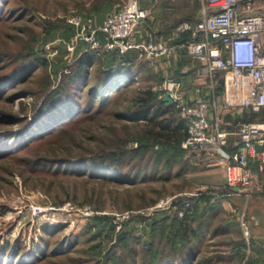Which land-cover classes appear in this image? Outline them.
<instances>
[{"label":"rangeland","instance_id":"1","mask_svg":"<svg viewBox=\"0 0 264 264\" xmlns=\"http://www.w3.org/2000/svg\"><path fill=\"white\" fill-rule=\"evenodd\" d=\"M118 1L122 0H0V245L5 241L10 245L16 241L21 243L15 253L11 246L0 263L119 264L124 258L131 263L127 247L134 244L141 249L138 255L141 261L153 237L151 221L161 217L165 210L173 212L174 209L159 208L148 215L134 213L117 229L118 213L148 208L168 194H178L181 201L195 190L206 199L193 200L192 211L201 202L205 219L200 225L201 235L194 237L198 244L192 264H242L244 254L252 251L253 230L248 209L256 196V188L251 196L242 193L243 201L238 206L231 204L233 209L228 200H224L227 197L223 193L229 190L225 165L218 163L216 158H208L204 150H191L184 145L183 138L179 147L183 153L173 168L169 170L162 163L155 171L151 160L147 165L153 174L145 179L142 177L145 168L140 169L144 167V161L141 166H125L123 178L94 174L100 169L93 163L78 162L80 157L94 155L92 151L98 142L95 134L112 133L109 129L115 127L121 134L135 128L141 130L142 123L129 122L116 111L128 109L135 89L149 86L155 90L153 86L164 77L182 74L177 67L174 70L168 68L167 57L148 59L137 73H132L128 88L112 95L109 113L89 119L80 111L68 117L69 120L65 118L64 122L54 125L56 127L51 125L49 130L46 129L51 132L37 133L41 138L32 136L33 140L23 141L16 137L42 106L47 91L59 88L62 74L72 70L78 58L89 49L85 41L76 36V28L68 21V15L73 11L83 16L92 15L99 23ZM160 2L157 9L160 18L171 19L169 14L174 13L172 19L177 21L184 19L183 15H197L191 9L198 7L197 0ZM162 7L167 11L170 8L167 15ZM143 23L150 31L151 25ZM71 44L74 48H69ZM37 56L44 59L45 65L33 66L30 59ZM187 61L185 67L193 81L196 75L204 73L205 64L196 56H190ZM98 72V64L88 69L89 84L84 90L96 83ZM219 74L221 91L223 79ZM184 79H188L186 75ZM155 91L160 97L161 91ZM85 98L83 94L82 101ZM174 111L180 116L176 107ZM247 116L253 120L264 119V108ZM74 117L77 119L73 120ZM130 137L128 145L137 146L138 137ZM46 158L53 160L48 163ZM259 179L257 195L264 199V175ZM33 203L43 207V213L32 215L29 206ZM64 204L73 208L54 210ZM243 212L251 226L250 244L241 225ZM198 220L191 219L190 223L195 225ZM89 223H98L99 227L105 225L101 239L87 240L83 230ZM49 224H62V227L43 232L42 227ZM123 230L140 236V240L120 246L119 258L114 253L111 257V245ZM242 246L245 249L242 250Z\"/></svg>","mask_w":264,"mask_h":264},{"label":"built area","instance_id":"2","mask_svg":"<svg viewBox=\"0 0 264 264\" xmlns=\"http://www.w3.org/2000/svg\"><path fill=\"white\" fill-rule=\"evenodd\" d=\"M255 2L200 0L199 18L179 25L189 31V36L178 38H164L151 27L149 37L135 38V26L146 21L149 14V8L141 5L140 0L118 1L99 23L92 15L83 16L76 11L68 15V21L76 28V36L85 41L87 48L116 50L119 55L135 48L137 58L196 56L204 61V72L208 75L206 86L197 84L187 88L184 76L189 69L184 66L181 75L166 76L153 88L161 91V96L168 91L172 104L184 116L187 123L184 145L191 150H205L208 157L225 165L229 190L224 195L238 192L251 196L260 182L259 176L264 175V119L241 121L233 132L237 137L228 150L232 132L223 127L218 100V95H222L226 106L244 107L252 112L264 108V13L254 11ZM69 48H74V44ZM218 73L223 79L221 91ZM198 194L190 191L181 201L178 194L164 195L149 210L138 208L118 213L115 226L120 228L134 213L148 215L164 207H172L185 216L192 212L193 197ZM70 208L73 206L64 204L54 210ZM43 210L35 203L29 206L32 215ZM241 225L249 242L251 226L245 212L241 215Z\"/></svg>","mask_w":264,"mask_h":264},{"label":"trees","instance_id":"3","mask_svg":"<svg viewBox=\"0 0 264 264\" xmlns=\"http://www.w3.org/2000/svg\"><path fill=\"white\" fill-rule=\"evenodd\" d=\"M137 54L135 48L119 55L116 50L90 47L78 58L72 70L62 74L59 88L47 91L42 106L34 113L30 121L23 126V130L18 132L16 137H20L23 141L29 140L32 136H34V139L41 138L42 136L38 135L42 130L48 131L51 125L57 126L59 123L64 122L65 118L80 111L84 112L89 119L93 116H99V114L109 113V105L113 102L112 97H114L112 95L116 92H122L123 88H128L132 73H137L140 67L147 63L146 60L148 59L137 58ZM30 62L34 67L45 65L44 59L38 56L32 57ZM97 64L99 65L97 81L90 88L88 86L84 90L89 84L88 69ZM135 90L130 98L132 102L129 104L128 109L116 111V114L125 117L129 122L142 123V128L141 130L139 128H135L133 131L127 130L121 134L117 131V127L113 128V126V130L109 129L112 133L95 134L98 142L92 151L94 155L89 158L83 156L78 160L79 163H93L95 167H98L100 170L98 172L94 171V174L123 178L122 174L125 166L134 167L135 164L141 166L144 161V167H140V169L145 168L142 174L145 179L153 174L148 171L147 163L149 161L152 160L155 171L159 169L158 166L162 163L167 165L170 170L178 162V156L183 153L179 147L181 140L186 136L187 123L184 116L181 113L180 116L175 114V106L172 103L168 104L161 96L159 97L158 92L151 87H139ZM83 94L86 96L84 101H82ZM76 119L73 118V120ZM66 120H69V118ZM130 136L138 137L139 144L137 146L128 145ZM31 139L33 140V138ZM86 159L89 162L84 161ZM51 160L53 158H46L48 163ZM200 198L201 200L206 199L203 195L193 197V199ZM200 206L201 202L200 204L197 203L194 210L185 216H181L174 209L173 212L165 210L161 217L153 219L151 221L153 237L144 250L142 262L138 260L141 249L134 244V242L140 240V236L129 230L120 232L117 240L113 242L110 248V251H112L111 257L114 253L119 258L120 246H128L130 243V245L134 244L127 247L132 262L129 263L127 258H124L121 259L119 264H192V258L198 244L194 241V237L199 238L201 235H199L200 225L205 219V212ZM192 213L193 215H191ZM196 218L199 220L195 225L190 223L191 219L195 220ZM103 226L105 225L103 224ZM103 226L99 227L98 223L87 224L83 230L84 233H87V240L101 239L104 233ZM112 226L114 227L113 222ZM61 227L62 224L44 225L42 231L49 233L51 229L56 230ZM20 244L19 241H16L14 245H10L5 241L0 245V259L6 256V252L11 246H13L12 251L15 253V250H19ZM115 261L119 262L118 259H115Z\"/></svg>","mask_w":264,"mask_h":264},{"label":"crops","instance_id":"4","mask_svg":"<svg viewBox=\"0 0 264 264\" xmlns=\"http://www.w3.org/2000/svg\"><path fill=\"white\" fill-rule=\"evenodd\" d=\"M165 3V0H140V4L147 6L149 8V14L146 18V23L151 25L150 27L153 28L157 33H159L164 38H178V37H187L189 36V31L183 30L179 27V25L184 21H195L200 16V0H197L198 7L197 8H191L196 12L197 15L194 16H186L183 15L184 19L182 20H174L172 19L174 13L169 14L171 16V19H163L158 17L157 9L160 7L159 3ZM170 5V4H169ZM152 6V7H151ZM153 8V9H152ZM261 8H264V0H256L254 4V11L264 13ZM197 9V10H196ZM162 11L167 15L170 11L165 10L164 7H162ZM193 12V13H194ZM187 14V13H185ZM102 21V18L99 20ZM143 22L135 26L134 31V37L137 39H143L145 37H149L150 31L146 29L143 26ZM154 26V27H153ZM164 57H167L169 61L167 63L168 68H171L174 70L175 67L180 71L182 67H184L186 64H188L189 57H176V56H169V55H163ZM160 57V56H159ZM156 57V58H159ZM162 57V56H161ZM166 65V64H165ZM188 79H184L185 86L187 88H191L194 85L200 84L202 82L203 86H206L208 77L207 73H202L201 75H196L195 78L190 80V73L186 75ZM222 90V89H221ZM205 94L208 93L207 88L205 89ZM218 100L220 103V112L222 115V119H224L223 127L229 131H231L230 135V144L227 146L226 149H231V142L237 137V134H234L233 132L238 128V124L241 121L244 120H253L250 116H247L250 112L247 108L244 107H238V108H232L228 107L225 104L222 103V95H218ZM205 151V150H204ZM206 152V151H205ZM206 156L208 157L207 153ZM211 158V157H208ZM215 160V158H211ZM254 164V163H252ZM255 165V164H254ZM226 174V172H225ZM258 183L256 189L254 190V195H256L254 198H252V201L249 205V217L250 222L253 230V245H252V251L248 252L247 254H244V259L242 264H264V199L259 194V186ZM228 186V184H227ZM229 188V186H228ZM224 194V193H223ZM226 195V194H225ZM224 195V196H225ZM227 198L224 200L228 203L235 204V206H238L243 201V195L242 193L234 192L231 195H226ZM224 201V202H225ZM234 209V206L231 205ZM245 249L244 246H242V250Z\"/></svg>","mask_w":264,"mask_h":264},{"label":"water","instance_id":"5","mask_svg":"<svg viewBox=\"0 0 264 264\" xmlns=\"http://www.w3.org/2000/svg\"><path fill=\"white\" fill-rule=\"evenodd\" d=\"M162 98H163L164 100H166V102H167L168 104L172 103V98H171V96H170V94H169L168 91L165 92V93L163 94ZM236 189H237V188H236Z\"/></svg>","mask_w":264,"mask_h":264}]
</instances>
